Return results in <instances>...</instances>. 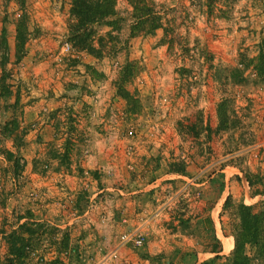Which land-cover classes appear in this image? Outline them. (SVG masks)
Listing matches in <instances>:
<instances>
[{
	"label": "rangeland",
	"instance_id": "rangeland-1",
	"mask_svg": "<svg viewBox=\"0 0 264 264\" xmlns=\"http://www.w3.org/2000/svg\"><path fill=\"white\" fill-rule=\"evenodd\" d=\"M154 1L161 27L128 37L131 7L115 0L125 42L95 58L66 41L70 0H0V264H16L1 235L21 223L19 264H230L240 204L264 229V0ZM102 175L109 188L91 195L82 179ZM146 225L165 249L147 250ZM243 253L264 264L256 246Z\"/></svg>",
	"mask_w": 264,
	"mask_h": 264
},
{
	"label": "trees",
	"instance_id": "trees-1",
	"mask_svg": "<svg viewBox=\"0 0 264 264\" xmlns=\"http://www.w3.org/2000/svg\"><path fill=\"white\" fill-rule=\"evenodd\" d=\"M131 7L130 17L131 21L128 25L127 36L136 34H149L156 28L161 27V13L164 11L154 0H126ZM207 2L213 3L212 0ZM69 14L71 21L67 24L66 41L70 44L74 51H83L92 55L95 58H100L104 55H109L115 51L114 49L120 48V44L125 41H120L117 32L120 30L121 17L118 16L115 9V0H70ZM102 25L109 26V29L104 31L103 34L98 32L99 27ZM115 32V33H113ZM1 37L4 36V31L1 30ZM27 38L26 26L24 21L18 19L15 24L14 31V48L18 52L23 50L24 43ZM2 67V66H1ZM125 73L129 70V64L124 66ZM121 68V69H123ZM3 70V67H2ZM120 74L119 81H125L127 75ZM116 92L125 100L131 112L136 111L137 97L124 89L121 84H118ZM3 90L5 88H2ZM216 115L218 119V126L221 129H226L229 126L228 117L226 112V105L221 102L216 107ZM4 160L10 163L11 171L15 174L18 169L22 167L19 160H22L18 155L15 156L11 151H4ZM172 171L182 173L183 168L179 167ZM239 218L238 223L235 224L233 230V250L231 252L230 264H247V256L243 253L245 244H251L264 253V230L261 226V221L258 216L250 212V207L240 204L239 205ZM33 220V219H31ZM206 222L209 224L211 220L207 217ZM28 227L25 228L26 233L31 237L35 234V228L31 225L36 223L29 222ZM23 224H18L17 227L7 233L5 236L2 233V239L9 248V253L16 258V264H19L20 257H27L24 251L23 239L19 233ZM219 241H215V246ZM215 252H218L216 250ZM33 256V254L28 253ZM264 256V254H263ZM31 261V258L28 257ZM35 264V263H29ZM201 264H207L202 262Z\"/></svg>",
	"mask_w": 264,
	"mask_h": 264
},
{
	"label": "crops",
	"instance_id": "crops-1",
	"mask_svg": "<svg viewBox=\"0 0 264 264\" xmlns=\"http://www.w3.org/2000/svg\"><path fill=\"white\" fill-rule=\"evenodd\" d=\"M99 146L96 147V150L94 151L95 153V156L96 158L95 159H98V151L100 148H98ZM6 150L8 151H11V149H9L8 147H5ZM13 153V152H12ZM2 159L3 156H2ZM24 160V159H23ZM9 163V162H8ZM185 171V170H184ZM114 174H117V171L114 172ZM180 177H183L185 178L186 177V174L182 173L179 175ZM72 180L70 181V187L73 188V191L75 190L76 186L79 185L78 183L80 182V180L78 181L77 179L71 177ZM82 183L84 184V186H87L88 188H94L96 189V191H94L91 195H93L95 192H98L99 189H106V188H109V185L111 184L110 181L107 180V178H105L104 175H102L101 177H99L98 179L96 180H90L88 177L87 178H84L82 179ZM82 187V185H81ZM84 188V187H83ZM76 191V190H75ZM75 191H74V194H75ZM72 195V194H71ZM120 204L119 202H116V203H113V206L114 208ZM128 214L129 215H134L133 212L131 211H128ZM130 224V223H129ZM146 228V229H144ZM150 228V229H149ZM143 230L146 231V234L148 233L149 236L147 235V238H148V243L146 244V248L149 252H157L161 249H165L167 244V240L165 237H162L161 234L157 233L154 229V227L152 225H146V226H143ZM156 232V233H155ZM110 240L107 242V245L110 247V246H118L119 243L115 244L114 240L111 241V243H109ZM124 244V243H123ZM126 244V243H125ZM123 248V245H119L118 246V250L120 251L121 249ZM125 248V247H124Z\"/></svg>",
	"mask_w": 264,
	"mask_h": 264
},
{
	"label": "built area",
	"instance_id": "built-area-1",
	"mask_svg": "<svg viewBox=\"0 0 264 264\" xmlns=\"http://www.w3.org/2000/svg\"><path fill=\"white\" fill-rule=\"evenodd\" d=\"M119 240L121 243L131 242L132 244H139L141 240L135 235L123 233L119 235Z\"/></svg>",
	"mask_w": 264,
	"mask_h": 264
}]
</instances>
